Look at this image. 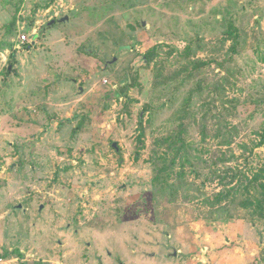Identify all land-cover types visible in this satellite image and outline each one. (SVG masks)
<instances>
[{"label":"rangeland","instance_id":"obj_1","mask_svg":"<svg viewBox=\"0 0 264 264\" xmlns=\"http://www.w3.org/2000/svg\"><path fill=\"white\" fill-rule=\"evenodd\" d=\"M263 167L264 0H0L5 264H264Z\"/></svg>","mask_w":264,"mask_h":264},{"label":"water","instance_id":"obj_2","mask_svg":"<svg viewBox=\"0 0 264 264\" xmlns=\"http://www.w3.org/2000/svg\"><path fill=\"white\" fill-rule=\"evenodd\" d=\"M74 12L75 11H73V13H72V15L74 14ZM70 19H71V17H69V16H67V17H65V18H63V19H61L60 20V23H66V22H68V21H70ZM55 23H56V21H52L51 23H50V25H55ZM145 25H146V23H145ZM128 49H130V47H123V48H121V52L123 51V50H128ZM118 59L116 58L113 62H116ZM114 148H116V149H118V144H114ZM44 207H42V209H43ZM175 256H177V253L175 254Z\"/></svg>","mask_w":264,"mask_h":264},{"label":"crops","instance_id":"obj_3","mask_svg":"<svg viewBox=\"0 0 264 264\" xmlns=\"http://www.w3.org/2000/svg\"><path fill=\"white\" fill-rule=\"evenodd\" d=\"M69 22V21H68ZM64 24V23H63ZM20 41V40H19ZM32 48V47H31ZM31 108H33L32 106H30L29 107V109H31ZM17 112V113H16ZM14 114L15 115H18L19 114V111H16ZM21 113H23V109H22V111H21ZM56 123L58 124V126H60V122L58 121H56ZM18 124V123H17ZM13 191L15 192V189H13ZM12 190H11V192H13ZM4 196H6L7 194H8V190H6L4 193ZM3 194L1 193L0 195H2L3 196ZM12 194V193H11ZM13 195V194H12ZM19 208H17L18 210H22V207L21 206H18ZM43 207V206H42ZM42 207H41V209L40 210H42Z\"/></svg>","mask_w":264,"mask_h":264},{"label":"built area","instance_id":"obj_4","mask_svg":"<svg viewBox=\"0 0 264 264\" xmlns=\"http://www.w3.org/2000/svg\"><path fill=\"white\" fill-rule=\"evenodd\" d=\"M19 40H20L21 44L31 43V40H30L29 36H27V35H21ZM0 264H5V263H4V261L0 260Z\"/></svg>","mask_w":264,"mask_h":264},{"label":"trees","instance_id":"obj_5","mask_svg":"<svg viewBox=\"0 0 264 264\" xmlns=\"http://www.w3.org/2000/svg\"><path fill=\"white\" fill-rule=\"evenodd\" d=\"M52 26V25H51ZM141 127L143 128V117H141ZM144 135V133L142 132V134H141V137L139 138V141H140V145H139V147L141 148L142 147V145L144 144L143 143V140H142V136ZM262 174H264V167H263V170H262ZM257 179H258V177H256ZM263 190H264V185H263Z\"/></svg>","mask_w":264,"mask_h":264}]
</instances>
